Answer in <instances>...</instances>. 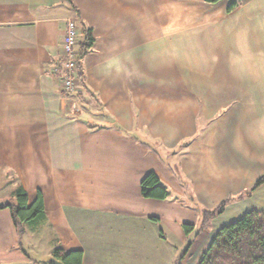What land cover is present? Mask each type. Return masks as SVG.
<instances>
[{
  "label": "crops",
  "instance_id": "1",
  "mask_svg": "<svg viewBox=\"0 0 264 264\" xmlns=\"http://www.w3.org/2000/svg\"><path fill=\"white\" fill-rule=\"evenodd\" d=\"M206 1L0 0V204L21 188L45 211L20 239L0 210V264H33L23 244L41 238L46 262L61 248L82 264H175L193 237L182 225L264 175V0L231 13ZM68 21L78 48L84 29L94 39L73 96L61 91ZM151 172L166 200L141 197ZM262 210L264 185L212 220L187 264Z\"/></svg>",
  "mask_w": 264,
  "mask_h": 264
},
{
  "label": "trees",
  "instance_id": "2",
  "mask_svg": "<svg viewBox=\"0 0 264 264\" xmlns=\"http://www.w3.org/2000/svg\"><path fill=\"white\" fill-rule=\"evenodd\" d=\"M206 2L211 5L227 2V13L233 12L238 6L236 0H207ZM83 33L84 40L79 47L80 59L91 49L94 42L90 29H84ZM78 80L81 82L80 71ZM263 185L264 175L245 194L236 198H228L211 211H201L200 224L197 228L183 224L185 237L190 238L191 235L193 237L188 241L186 249L183 250L175 264H180L195 238L207 230L211 221L222 215L231 202L250 196ZM140 195L144 199L162 201L169 197V192L161 185L157 175L151 172L141 180ZM14 196L15 204H0V210H9L13 226L19 238L22 239L27 228L38 227L45 222L43 198L41 193L37 192L35 199L30 203L27 193L21 188L15 192ZM151 220L156 221L154 218ZM52 258L61 264H82L83 253L55 248ZM199 264H264V210L250 211L231 224L220 228L207 251L202 255Z\"/></svg>",
  "mask_w": 264,
  "mask_h": 264
},
{
  "label": "built area",
  "instance_id": "3",
  "mask_svg": "<svg viewBox=\"0 0 264 264\" xmlns=\"http://www.w3.org/2000/svg\"><path fill=\"white\" fill-rule=\"evenodd\" d=\"M79 32L74 21H68L62 38L61 91L68 95H76L78 74L80 71V52L78 48Z\"/></svg>",
  "mask_w": 264,
  "mask_h": 264
},
{
  "label": "rangeland",
  "instance_id": "4",
  "mask_svg": "<svg viewBox=\"0 0 264 264\" xmlns=\"http://www.w3.org/2000/svg\"><path fill=\"white\" fill-rule=\"evenodd\" d=\"M198 215H199V217H198L199 219L197 222V226L194 225L195 228H197L200 224L201 210L198 211ZM214 226H215V224H212V221H211L208 230L211 231ZM36 234L38 237L43 236L45 238L47 233L45 231L41 230V228H38V232ZM41 240L42 241H40L39 243H36L35 240L30 241V242L25 241V243L23 244V250L27 253V255L30 258V261L33 262V264H39L40 262H46L43 259L44 258L43 256L45 254L44 249L46 248V244H45L44 239L41 238ZM184 247H187V245ZM195 259H196V256L193 257L192 263L195 261ZM187 262H190V259H187L186 261H185V259H183V260H181L180 264H187Z\"/></svg>",
  "mask_w": 264,
  "mask_h": 264
},
{
  "label": "water",
  "instance_id": "5",
  "mask_svg": "<svg viewBox=\"0 0 264 264\" xmlns=\"http://www.w3.org/2000/svg\"><path fill=\"white\" fill-rule=\"evenodd\" d=\"M46 264H61L60 262L56 261L55 259L51 258L49 259Z\"/></svg>",
  "mask_w": 264,
  "mask_h": 264
}]
</instances>
